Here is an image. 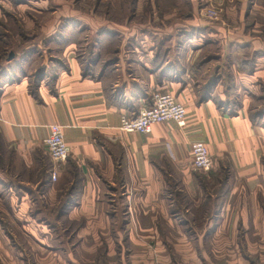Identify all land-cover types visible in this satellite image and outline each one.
<instances>
[{"label": "crops", "instance_id": "obj_1", "mask_svg": "<svg viewBox=\"0 0 264 264\" xmlns=\"http://www.w3.org/2000/svg\"><path fill=\"white\" fill-rule=\"evenodd\" d=\"M176 1L188 11L160 17L152 7L130 19L120 14L119 23L116 11L106 13L82 53L79 29L41 28L63 65L39 84L24 71L0 79V247L7 244L0 262H31L16 227L41 247L57 243L51 253L72 264H248L244 246L264 241V128L252 125L245 105L232 111L221 87L232 73L238 92L259 94L264 59L252 75L236 71L241 55L264 52L245 25L264 20V0ZM15 2L49 12L47 0ZM210 7L226 21L204 22ZM35 48L16 54L17 73ZM40 69L47 74L49 66ZM156 93L183 105L185 120L155 124L148 135L119 133L120 117L151 107ZM53 124L63 127L69 149L59 166L43 145ZM196 142L208 149L210 171L191 165Z\"/></svg>", "mask_w": 264, "mask_h": 264}, {"label": "rangeland", "instance_id": "obj_2", "mask_svg": "<svg viewBox=\"0 0 264 264\" xmlns=\"http://www.w3.org/2000/svg\"><path fill=\"white\" fill-rule=\"evenodd\" d=\"M39 1V0H38ZM47 11L46 13L37 14L32 9H25L23 6L25 4H18L19 2H15V0H10L8 3L6 0H1L0 7L2 9L0 13V79L4 77H14L22 75V71L31 75V83L34 82V75L36 72L40 71V68L43 65H48L49 70L47 74H43V77H40V81L42 79L49 81L55 70L63 63H60V53L56 52V43L54 41H50L46 38H41L38 34L41 28L44 29H60L61 31L66 29H79L81 38L76 42L78 48L80 49L78 53H82V48L86 50L90 49L94 43V36L90 34L88 36V31L96 30L101 27L103 23V19L105 18V14L116 11L117 16L115 20L116 23L123 22L120 21V14L124 16L128 15L130 19V14L135 13L136 11L146 12L149 8L154 7L156 12L160 17L163 14L167 13H177V12H186L188 11V5L180 2L177 3L176 0H153V5L150 3L144 2L140 5V8L130 6L129 0H126V3L122 2V4H115L113 0H47ZM120 1V0H119ZM124 1V0H123ZM4 2L8 4L3 5ZM3 3V4H2ZM120 4V8H119ZM141 6H143L141 8ZM114 7V10L111 9ZM117 8V9H116ZM148 8V9H147ZM22 10L24 12H22ZM56 12L52 14V12ZM206 11H213L216 13V18H210L208 15L203 16L204 22L210 23L215 21L214 19H218L217 23H222L226 21V18L222 17L221 11L215 9L214 7L207 8ZM79 16L83 20L74 19V21L69 20L68 17L71 16ZM212 21H210V20ZM113 20V19H112ZM130 20L129 22H131ZM134 24L137 25L140 21L137 18L133 20ZM255 25V28L254 27ZM246 30H250L251 38L254 40H259L264 43V20H248L245 21ZM245 30V31H246ZM255 32H252V31ZM249 32V31H248ZM65 37V36H64ZM58 39V38H57ZM79 39V38H78ZM45 41V42H43ZM48 41V42H47ZM43 42V43H42ZM47 42V43H46ZM46 43V45H44ZM36 44V51L32 52V60L31 64L27 66L24 64L25 69L18 70L16 72V68L13 67L12 61L7 62L10 53H13L16 57V54L20 53L23 50L25 45ZM39 48V49H38ZM77 48V50H78ZM38 50V51H37ZM84 50V49H83ZM81 51V52H80ZM16 52V53H15ZM77 53V54H78ZM42 54V55H40ZM42 56V57H41ZM106 56V54H105ZM24 57V56H23ZM259 58L264 59V52L259 51L258 53H250L244 54L239 57L240 62L237 68V73L252 75L256 72L257 69V60ZM230 59L228 58V61ZM86 60H84V66H86ZM20 65V63H19ZM225 70V67H224ZM227 70V69H226ZM229 73V71H226ZM48 77V78H47ZM226 79V80H225ZM33 80V81H32ZM43 80V81H44ZM224 84L221 85L222 91L225 92L228 97L225 100V103H229L232 111H236L245 105L247 116L252 123V125H256L258 127L264 128V79L258 80L255 83V86L259 87V94L256 96H251L247 93H244L242 90L238 92L236 85V76L232 73L227 74L224 77ZM217 95V94H216ZM216 95L214 96V100L217 101ZM52 162V161H51ZM54 165V164H53ZM199 171V170H196ZM210 171V170H209ZM17 234L21 235L20 239L25 248L28 249L30 247V261H25L26 264H40V260L37 259L38 256L46 257L48 253L51 257H54L53 261L49 260L48 264H72V261L64 260L65 256L59 255L54 256L51 252L53 243H43L49 244L48 248H45L44 245L42 247L38 245L39 243H35L36 240L29 239L25 234H23L22 230L18 227L15 228ZM37 235V234H36ZM38 236V235H37ZM263 240V238H262ZM250 244H246L244 247L248 248L247 251H244L243 254L250 257L248 264H264V241H261L259 237L255 239H251ZM28 243V244H27ZM75 243V242H74ZM28 245V246H27ZM7 244H2L0 247V252L3 254L4 250L6 251ZM74 244L71 243V247L74 248ZM48 251H47V250ZM248 253V254H247ZM17 255L20 256V254ZM28 255V254H27ZM6 264H23L19 259L9 260L4 259L0 263ZM94 262V261H93ZM92 262V263H93ZM103 262V261H101ZM83 264V263H82ZM85 264V263H84ZM100 264V263H99ZM158 264H171L169 258L166 260H158Z\"/></svg>", "mask_w": 264, "mask_h": 264}, {"label": "built area", "instance_id": "obj_3", "mask_svg": "<svg viewBox=\"0 0 264 264\" xmlns=\"http://www.w3.org/2000/svg\"><path fill=\"white\" fill-rule=\"evenodd\" d=\"M216 18L213 11H205L203 16ZM186 118V109L168 93H156L152 97L149 108H142L131 118L122 115L118 131L124 133H139L148 135L155 124L173 122L182 123ZM49 134L44 139L43 145L47 155L55 166L64 163L69 157V149L64 139L63 127L57 124L48 127ZM191 165L195 170L209 171L213 168V161L205 144L196 142L191 145ZM51 180H57L55 171L51 173Z\"/></svg>", "mask_w": 264, "mask_h": 264}, {"label": "trees", "instance_id": "obj_4", "mask_svg": "<svg viewBox=\"0 0 264 264\" xmlns=\"http://www.w3.org/2000/svg\"><path fill=\"white\" fill-rule=\"evenodd\" d=\"M37 73L38 74H35L34 75V80H35L36 84H39L40 79H41L40 77H43V74L45 73V71H43L42 69H40V71H38Z\"/></svg>", "mask_w": 264, "mask_h": 264}, {"label": "water", "instance_id": "obj_5", "mask_svg": "<svg viewBox=\"0 0 264 264\" xmlns=\"http://www.w3.org/2000/svg\"><path fill=\"white\" fill-rule=\"evenodd\" d=\"M14 58H15V55L13 53H10L7 59V62L12 61Z\"/></svg>", "mask_w": 264, "mask_h": 264}, {"label": "flooded vegetation", "instance_id": "obj_6", "mask_svg": "<svg viewBox=\"0 0 264 264\" xmlns=\"http://www.w3.org/2000/svg\"><path fill=\"white\" fill-rule=\"evenodd\" d=\"M35 74H38L37 72Z\"/></svg>", "mask_w": 264, "mask_h": 264}]
</instances>
